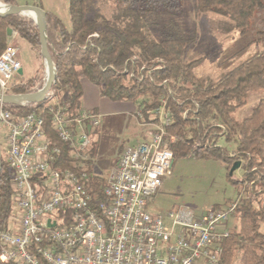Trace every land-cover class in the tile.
Listing matches in <instances>:
<instances>
[{
    "label": "trees",
    "instance_id": "16d2710c",
    "mask_svg": "<svg viewBox=\"0 0 264 264\" xmlns=\"http://www.w3.org/2000/svg\"><path fill=\"white\" fill-rule=\"evenodd\" d=\"M1 1L16 5L15 0ZM179 1L69 0L70 28L45 12L55 84L41 102L5 108L22 117L52 107L61 110L66 119H75L80 115L83 78L100 87L102 95L110 100L139 103L146 118L152 113L158 115L165 102L173 116L166 130L175 138L173 143H169V136L166 139L175 157L203 154L223 162L229 171L238 162L245 170L243 179L234 182L246 187L245 196L234 202L237 208L233 215L238 224L226 229L229 236L221 242L218 264H264V99L244 119L235 117L252 93L264 92V0H194L196 14H216L217 29L224 34L247 37L255 29L245 46L253 47L252 55L216 79L195 73L206 58L184 59L198 39L196 34L187 35L173 22L163 26L162 40L154 34L161 20L178 13ZM9 29L32 47H40L39 30L32 19L21 15L0 17V55L9 45ZM34 82L12 84L8 94L33 93ZM44 115L48 139L62 150L54 166L86 173L85 187L93 203L103 202L107 181L86 169V161L54 132L52 114ZM76 127L70 124L71 129ZM222 140L235 145L233 155L219 144ZM195 144L199 147L192 151ZM13 179L14 173L2 156L0 234L9 230L15 208Z\"/></svg>",
    "mask_w": 264,
    "mask_h": 264
},
{
    "label": "built area",
    "instance_id": "2783aa9c",
    "mask_svg": "<svg viewBox=\"0 0 264 264\" xmlns=\"http://www.w3.org/2000/svg\"><path fill=\"white\" fill-rule=\"evenodd\" d=\"M22 68L18 48L9 44L0 55L1 93L8 94ZM45 112L52 114L54 132L77 157L91 142L70 124L97 127L101 118L94 111L68 120L52 107L16 117L0 102L6 159L14 173L10 221L18 227L0 234L3 264H218L221 242L229 236L225 224L237 204L201 216L189 209L166 217L148 210L175 159L166 139L173 116L165 102L157 112L156 131L148 141L123 150L104 189L105 199L96 204L85 187L86 173L54 166L62 150L47 137ZM169 138L173 143L174 137ZM198 147L193 145L192 151Z\"/></svg>",
    "mask_w": 264,
    "mask_h": 264
},
{
    "label": "rangeland",
    "instance_id": "374dc122",
    "mask_svg": "<svg viewBox=\"0 0 264 264\" xmlns=\"http://www.w3.org/2000/svg\"><path fill=\"white\" fill-rule=\"evenodd\" d=\"M15 3L18 6L41 7L45 12L61 19L66 27L71 26L69 0H15ZM0 4L7 5L1 0ZM179 6L176 15L168 16L159 22L154 34L158 40H162L163 26L170 22L178 25L187 35L196 34L198 39L187 50L184 59L190 62L206 58L195 70L198 77L216 79L252 55L253 47L245 46L253 38L254 28L247 37L224 34L217 29L219 17L216 14L211 12L196 14L194 0H180ZM21 16L33 20L31 16ZM258 24L262 25L259 19ZM14 46L20 50L24 66V74L19 76L21 81L19 83L35 79L32 89L35 92L41 90L47 78L41 47H32L29 44L20 45V48ZM19 83L13 80L11 85ZM82 86L80 114L98 111L101 118L97 127L87 122H83L81 127H76V133L79 135L85 132L91 142L86 149L79 151V155L86 161L85 167L92 175L108 181L123 150L148 141L151 134L156 131L159 116L152 113L146 118L139 108V103L110 100L102 95L100 87L85 78L82 79ZM261 99H264V92L252 93L248 104L239 109L235 117L239 120L244 119ZM5 133L6 128L0 125L2 156L7 157ZM219 144L226 147L229 154H234V144L227 145L223 140ZM244 173V168L240 167L230 178L231 174L226 164L203 154L192 153L187 157H175L170 175L163 179L162 187L150 202L148 210L152 214L166 217L180 209H189L197 216L214 208L226 209L245 196L246 187L234 183L241 181ZM166 223L170 225L171 221L166 219ZM237 224L236 217L232 215L225 228L230 229ZM11 227L13 228V225L10 221L9 228Z\"/></svg>",
    "mask_w": 264,
    "mask_h": 264
},
{
    "label": "water",
    "instance_id": "95a60500",
    "mask_svg": "<svg viewBox=\"0 0 264 264\" xmlns=\"http://www.w3.org/2000/svg\"><path fill=\"white\" fill-rule=\"evenodd\" d=\"M11 9L6 12H0V17H8L11 15H25L33 17V20L36 23V26L39 30L40 36V47L41 54L45 63L47 71V81L45 82L43 88L37 92L28 93V94H3L0 92V102L5 105H19L24 106L27 104H34L45 100L55 84L56 80V68L52 59V56L48 49L47 35H46V13L45 11L38 6H18L13 5L9 6ZM35 16L37 19H35ZM13 30H8V36L12 35ZM19 74H22V71H19ZM2 157L1 144H0V159ZM241 162L235 164L231 170L230 174L232 175L236 170L241 167ZM55 224H53L54 226Z\"/></svg>",
    "mask_w": 264,
    "mask_h": 264
},
{
    "label": "crops",
    "instance_id": "0c3cea01",
    "mask_svg": "<svg viewBox=\"0 0 264 264\" xmlns=\"http://www.w3.org/2000/svg\"><path fill=\"white\" fill-rule=\"evenodd\" d=\"M41 8V7H40ZM8 43L9 44H12V45H16V46H18L19 48H20V45H23V44H28L24 39H22L21 37H20V35L18 34V33H16L15 31H13L12 32V35L11 36H9V39H8ZM19 50V49H18ZM19 53H20V50H19ZM21 56V55H20ZM20 61H21V57H20ZM22 66H23V63H22ZM22 74H18V76L14 79V82H16V83H19V82H21L20 80H19V76H21V75H23L24 74V66H23V68H22ZM6 135H7V133H5V135H4V138H6ZM12 222V225H13V228L11 227V228H9L10 230H17L18 229V227H17V223H15V222H13V221H11Z\"/></svg>",
    "mask_w": 264,
    "mask_h": 264
},
{
    "label": "bare ground",
    "instance_id": "6f19581e",
    "mask_svg": "<svg viewBox=\"0 0 264 264\" xmlns=\"http://www.w3.org/2000/svg\"><path fill=\"white\" fill-rule=\"evenodd\" d=\"M11 8L7 5H2L0 4V12H6V11H9ZM35 19H37V17L35 16ZM46 81H47V78H46Z\"/></svg>",
    "mask_w": 264,
    "mask_h": 264
}]
</instances>
